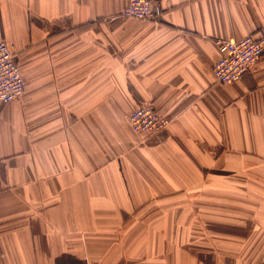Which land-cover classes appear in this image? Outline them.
<instances>
[{
  "label": "crops",
  "instance_id": "obj_1",
  "mask_svg": "<svg viewBox=\"0 0 264 264\" xmlns=\"http://www.w3.org/2000/svg\"><path fill=\"white\" fill-rule=\"evenodd\" d=\"M0 0V264H264V55L214 80L264 0ZM169 121L136 134L141 105Z\"/></svg>",
  "mask_w": 264,
  "mask_h": 264
},
{
  "label": "built area",
  "instance_id": "obj_2",
  "mask_svg": "<svg viewBox=\"0 0 264 264\" xmlns=\"http://www.w3.org/2000/svg\"><path fill=\"white\" fill-rule=\"evenodd\" d=\"M122 18L149 21L154 18V0H128L120 14ZM218 59L211 66V73L219 84L238 82L249 73L264 55V36L229 38L217 42ZM24 90L15 56L5 42L0 41V103L7 104L18 99ZM126 121L136 134H156L166 130L167 118L162 117L150 105L144 104L132 111Z\"/></svg>",
  "mask_w": 264,
  "mask_h": 264
}]
</instances>
